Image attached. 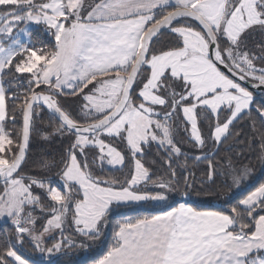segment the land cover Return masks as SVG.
<instances>
[{
  "label": "snow or ice",
  "instance_id": "6c2138e0",
  "mask_svg": "<svg viewBox=\"0 0 264 264\" xmlns=\"http://www.w3.org/2000/svg\"><path fill=\"white\" fill-rule=\"evenodd\" d=\"M0 6H10L0 10V223L9 225L0 231V264H37L28 254H37L38 264H66L70 249L100 239L114 209L199 194L203 189L188 176L180 187L178 169H188L175 139L181 127L191 147L213 149L193 158L207 162L201 185L224 176L231 179L226 187L239 189L251 179L249 166L216 156L237 121L254 117L264 127V100L257 104L248 87L264 93V43L258 52L249 47L253 36L264 37V0H0ZM29 25L54 43L34 44ZM163 38L170 46H161ZM66 96L77 98L75 114L59 99ZM44 108L53 126L42 138H66L67 147L59 163L37 161L43 173L37 174L25 165L34 117ZM198 120L208 122L207 136ZM153 146L166 178L154 179L142 162ZM128 155L134 171L123 181L95 171L97 161L101 170L106 162L120 171ZM257 158L264 164V134ZM229 209L181 203L159 215L126 216L96 264H264V183Z\"/></svg>",
  "mask_w": 264,
  "mask_h": 264
},
{
  "label": "trees",
  "instance_id": "16d2710c",
  "mask_svg": "<svg viewBox=\"0 0 264 264\" xmlns=\"http://www.w3.org/2000/svg\"><path fill=\"white\" fill-rule=\"evenodd\" d=\"M10 7V6H8ZM7 8V7H6ZM1 10V8H0ZM31 35L34 40L39 41L40 44L50 45L54 43L51 38L43 33L40 29L31 30ZM264 43V37H260L258 34L249 39V47L259 51L258 45ZM163 47L170 46L168 38H163L161 44ZM17 76H20L17 74ZM6 78L4 83H7ZM27 88L26 82L20 84V90L23 91ZM22 99V98H21ZM63 106L72 111L73 114L78 110V102L76 97L66 96L59 97ZM254 99L256 103H260L264 100V96H255ZM253 112L255 115V105H253ZM254 117L250 118L246 116L244 119L237 121L231 129V135L229 139L220 146V151L216 156V160H222L227 157H232L238 162L239 165H247L251 169V179L246 180L242 186L241 190L235 192L233 187L229 189L225 186V181L231 183L230 178L224 176H218L216 183L211 186L201 185V180H206L205 169L207 168V162H202L198 165L194 163V156L201 155L203 152H211L213 149L206 147L201 150L191 147L187 141L189 139L188 134L184 133L181 127L179 134L175 136L178 146L182 149V152L187 154L188 157V169L185 171L183 168L178 169V173L181 176L180 187L183 188V176H188L190 182L195 185L196 189H203L199 194L196 191H190L187 196L172 194L171 199L166 203L169 205L163 206L162 208L153 204H143V205H132L130 207H124L119 209H114L109 216V222L107 227L104 228L103 235L100 239L96 241L87 240L86 244L91 245V247L80 249H70L69 256L64 257L66 264H96V261L101 259L106 253L109 246L112 243V231L113 226L118 220L124 217H144L163 214L164 211H170L174 207L180 206L181 203L186 204V206L193 207L200 211H223L227 213L229 209V203H236L238 199L247 195L250 191L255 190L260 183H264V164H261L257 158V154L260 151V136L264 134V127L261 126L258 120L253 123ZM215 124V119L212 121ZM198 124L205 136L208 135L209 126L208 122H200ZM6 126L8 130L13 133V139H15V131L11 128V120L6 121ZM52 122L49 120V113L43 110L39 113V116L34 117V129L30 133V142L27 153V163L25 165L26 169H30L37 174L38 169L34 167L37 161L41 160H55L59 163L65 148L67 147L66 138L62 139L59 136H53L48 140L42 138V136L48 132L52 131ZM22 127V116L17 113L16 128ZM117 147H119L117 145ZM243 150V151H242ZM98 152V150H97ZM160 156L157 154V149L153 146L150 150L146 149V158L143 159V163L149 168L150 175L155 179L157 175L165 176L163 169L160 166ZM181 161L184 160L182 156ZM155 160L156 163L152 161ZM101 166L99 161H97V166L95 171L106 178H111L116 176L121 181H123L129 172L133 171V160L131 156L128 155L125 159L124 165L120 168V171L114 170L112 167L107 166L104 163ZM56 169H52L53 178H55ZM166 178V176H165ZM151 185H149L150 187ZM228 201L229 203H225ZM9 227L7 224H3L0 231L3 228ZM28 258L33 261H39L37 254H28Z\"/></svg>",
  "mask_w": 264,
  "mask_h": 264
},
{
  "label": "rangeland",
  "instance_id": "374dc122",
  "mask_svg": "<svg viewBox=\"0 0 264 264\" xmlns=\"http://www.w3.org/2000/svg\"><path fill=\"white\" fill-rule=\"evenodd\" d=\"M19 27H24V25H21V26H19ZM29 28H30V31L31 30H33V29H36V28H38L36 25H29ZM18 31V29H14V32H13V35H15V33ZM20 39H21V42H24L25 40H27L28 39V37H25L22 33L20 34ZM31 40H32V42L34 43V44H40V42L39 41H36V40H34L33 39V37H32V35H31ZM19 75H21V74H19ZM24 76H27L28 74H23ZM85 91H87V90H85ZM6 130L7 131H10V130H8V128H7V126H6ZM106 163V162H105ZM107 164V163H106ZM107 166H109V167H111L110 165H108L107 164ZM133 166H134V161H133ZM122 167V166H121ZM120 167V168H121ZM242 186V185H241ZM241 190V187L239 188V189H237V188H235L234 189V191L235 192H238V191H240ZM170 203H164V204H158L157 206L158 207H160V208H162L163 206H166V205H169Z\"/></svg>",
  "mask_w": 264,
  "mask_h": 264
},
{
  "label": "water",
  "instance_id": "95a60500",
  "mask_svg": "<svg viewBox=\"0 0 264 264\" xmlns=\"http://www.w3.org/2000/svg\"><path fill=\"white\" fill-rule=\"evenodd\" d=\"M222 71H225L226 74L231 75L230 73L227 72V69L222 68ZM248 87L254 93L255 96H264V93H261L257 89H252L250 85H248ZM44 110L46 112H48L46 108H44ZM22 123H23V121H22ZM29 142H30V140H29ZM28 147H29V145H28ZM27 153H28V149H27Z\"/></svg>",
  "mask_w": 264,
  "mask_h": 264
},
{
  "label": "crops",
  "instance_id": "0c3cea01",
  "mask_svg": "<svg viewBox=\"0 0 264 264\" xmlns=\"http://www.w3.org/2000/svg\"><path fill=\"white\" fill-rule=\"evenodd\" d=\"M6 7H8V6H0L1 10L4 9V8H6ZM20 26H21V25H20ZM37 27H38V26H37ZM36 29H39V27L36 28ZM111 167H112V166H111ZM116 167H117L118 169H120L121 166H120V165H117ZM121 168H122V167H121ZM133 171H134V166H133ZM178 207H179V206H178Z\"/></svg>",
  "mask_w": 264,
  "mask_h": 264
},
{
  "label": "built area",
  "instance_id": "2783aa9c",
  "mask_svg": "<svg viewBox=\"0 0 264 264\" xmlns=\"http://www.w3.org/2000/svg\"><path fill=\"white\" fill-rule=\"evenodd\" d=\"M3 224H4V223H0V228H2Z\"/></svg>",
  "mask_w": 264,
  "mask_h": 264
}]
</instances>
